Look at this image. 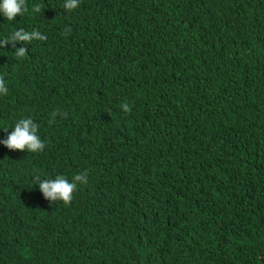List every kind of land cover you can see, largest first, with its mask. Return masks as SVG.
Returning a JSON list of instances; mask_svg holds the SVG:
<instances>
[{
	"label": "trees",
	"instance_id": "1",
	"mask_svg": "<svg viewBox=\"0 0 264 264\" xmlns=\"http://www.w3.org/2000/svg\"><path fill=\"white\" fill-rule=\"evenodd\" d=\"M64 2L0 13L47 35L0 47V140L46 143L0 144V264H264V0ZM85 171L70 204L34 179Z\"/></svg>",
	"mask_w": 264,
	"mask_h": 264
},
{
	"label": "clouds",
	"instance_id": "2",
	"mask_svg": "<svg viewBox=\"0 0 264 264\" xmlns=\"http://www.w3.org/2000/svg\"><path fill=\"white\" fill-rule=\"evenodd\" d=\"M81 0H65L63 8L69 12L76 9ZM42 7L39 4L33 6L32 11L39 13ZM28 11L27 0H0V13L11 21L16 19L17 15L22 16ZM34 39L36 40H47V35L42 34L38 30L26 31L24 28L15 30L11 35L0 40V47H7L9 43L12 48H15V56L17 58H24L28 54L26 47H17L16 42L19 41L22 44H30ZM8 88L6 86L5 78L0 74V95H6ZM121 108L124 112H131V107L128 103H123ZM63 117L67 116L65 112L52 113V117L47 121L51 125L57 115ZM40 124L34 122L31 117L22 118L15 123V126L11 132H8L7 137L0 140V144H3L9 150H19L28 152H42L46 147L45 141H43L38 132ZM7 132L8 128H4ZM36 185H39V190L43 194V197L50 201L52 204L58 200L63 201L65 204H70L74 192L78 189V184H86L88 179L87 171L76 174L70 181L64 175H57L54 179H42L39 174L34 177Z\"/></svg>",
	"mask_w": 264,
	"mask_h": 264
}]
</instances>
